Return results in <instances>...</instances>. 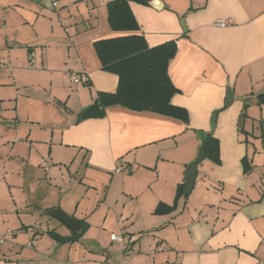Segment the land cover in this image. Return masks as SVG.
<instances>
[{
  "label": "crops",
  "instance_id": "obj_1",
  "mask_svg": "<svg viewBox=\"0 0 264 264\" xmlns=\"http://www.w3.org/2000/svg\"><path fill=\"white\" fill-rule=\"evenodd\" d=\"M109 1L0 0V264H264V0H130L149 46L177 41L172 103L188 122L119 104L81 118L99 91L119 85L94 44L125 32L111 27ZM210 131L220 161L204 157L192 192L177 199ZM19 160L46 163L53 181L67 167V180L85 186L47 205L89 223L78 240L45 233L39 201L7 180ZM120 163L130 171L117 172ZM60 224L47 220L71 235Z\"/></svg>",
  "mask_w": 264,
  "mask_h": 264
},
{
  "label": "trees",
  "instance_id": "obj_2",
  "mask_svg": "<svg viewBox=\"0 0 264 264\" xmlns=\"http://www.w3.org/2000/svg\"><path fill=\"white\" fill-rule=\"evenodd\" d=\"M107 6L111 27L116 31L125 32L94 42L103 69L119 76L116 91L98 92L97 101L102 113L104 114L107 106L119 104L132 110H150L188 122V110L172 103V96L178 89L170 79L169 64L177 53V41L172 39L156 46H149L145 36L138 32L139 24L130 6V0H111ZM259 99L260 102H264V93L259 95ZM246 108L247 105L244 106L242 117L246 116ZM241 130L243 131V128ZM203 141L205 158H211L218 163L219 140L210 131L206 133ZM182 195H189L185 191L184 183L178 186L177 199ZM176 204L177 201L173 205L160 203L156 212H170ZM88 226L89 223L82 219V229L79 232L64 236L52 229L48 233L60 243L73 242L84 234Z\"/></svg>",
  "mask_w": 264,
  "mask_h": 264
},
{
  "label": "rangeland",
  "instance_id": "obj_3",
  "mask_svg": "<svg viewBox=\"0 0 264 264\" xmlns=\"http://www.w3.org/2000/svg\"><path fill=\"white\" fill-rule=\"evenodd\" d=\"M4 142H5L4 148L6 149V151L7 152L11 151L10 150L11 146L9 145L8 141L4 140ZM20 163H21L20 160L17 162H13V163L8 162V165L6 167L8 170L7 180L8 182H12L14 186H19V184H22V189H25L27 191L28 197L31 198L33 196L36 201H39V206H40L39 207L40 210L38 212L40 216L39 218L40 220H42V222L45 225L44 226V229L46 230L45 233L49 235L48 233L49 227L47 225V220L55 221L58 227H62V225L60 224V222H58L54 217H52L49 214L50 210L48 211L47 205L52 204L51 202H54L56 198L60 197L59 195L60 189H63L62 191L70 190L71 192H76L77 194H80L85 186L83 187L80 186L79 180L72 181V182L67 180L68 175H69V171L67 167L63 168L64 177H62L61 175L62 179L53 181L50 179V175H49L50 171H48L45 168L46 163H39L37 167H33L31 164H28V163H24V164L22 163V167H21ZM19 172H21V175H19ZM29 172L31 173V175H29ZM2 175H7L5 174V169ZM83 175L84 173L82 172V170L77 174L78 178H81ZM19 177H20V180L17 181ZM0 183L1 185L5 184V179L3 177H1ZM31 190L32 192H30ZM57 230L59 231V229ZM60 231H62V229ZM115 243L118 244L117 242ZM44 245H47V244L45 243Z\"/></svg>",
  "mask_w": 264,
  "mask_h": 264
},
{
  "label": "water",
  "instance_id": "obj_4",
  "mask_svg": "<svg viewBox=\"0 0 264 264\" xmlns=\"http://www.w3.org/2000/svg\"><path fill=\"white\" fill-rule=\"evenodd\" d=\"M153 5L157 8H160L162 6V3L159 1H154ZM234 100V93L232 89L228 90V96L226 99V105H230ZM102 109L99 105V102L96 100L91 106H89L87 109H85L81 113V118H91L95 116H102ZM218 110H215L212 117H211V126L212 130L214 129L216 125V118H217ZM205 157V141L202 142V145L200 147L199 154L197 158L191 162L185 173V186H186V193L190 194L194 188L196 178L198 176V166L203 161ZM50 215L58 219L61 223H63L68 229L74 233L79 232L82 229V221L75 216L67 213L61 208H54L50 210Z\"/></svg>",
  "mask_w": 264,
  "mask_h": 264
},
{
  "label": "built area",
  "instance_id": "obj_5",
  "mask_svg": "<svg viewBox=\"0 0 264 264\" xmlns=\"http://www.w3.org/2000/svg\"><path fill=\"white\" fill-rule=\"evenodd\" d=\"M54 4H57V2L55 1ZM72 79L75 83H78L80 81L87 80V76L85 74H74L72 76ZM130 169L131 168L127 163H120L116 167L117 172L130 171ZM111 238L113 241L117 242L121 246H124L127 243V240H126L125 236H123V235L113 234Z\"/></svg>",
  "mask_w": 264,
  "mask_h": 264
}]
</instances>
